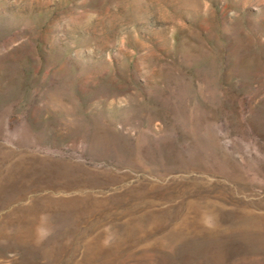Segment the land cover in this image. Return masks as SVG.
Segmentation results:
<instances>
[{"label":"rangeland","instance_id":"374dc122","mask_svg":"<svg viewBox=\"0 0 264 264\" xmlns=\"http://www.w3.org/2000/svg\"><path fill=\"white\" fill-rule=\"evenodd\" d=\"M0 264H264V0H0Z\"/></svg>","mask_w":264,"mask_h":264}]
</instances>
